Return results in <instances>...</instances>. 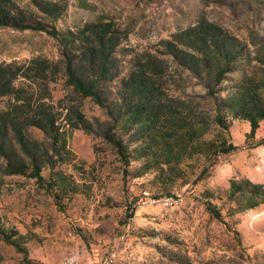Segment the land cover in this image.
Masks as SVG:
<instances>
[{"label": "rangeland", "instance_id": "374dc122", "mask_svg": "<svg viewBox=\"0 0 264 264\" xmlns=\"http://www.w3.org/2000/svg\"><path fill=\"white\" fill-rule=\"evenodd\" d=\"M11 1L34 27L43 22L58 34L0 26V69L24 67L11 87L0 83V120L14 121L0 135V221L26 249L0 237V264H63L71 253L105 264L112 251L115 264H264V199L246 196L250 184L264 186V121L250 137V123L231 106L247 77L264 102V0ZM92 24H112L117 42L101 86L108 106L83 96L68 72L72 65L78 76L96 74L73 35ZM211 28L216 43L191 37ZM138 61L151 70L153 99L175 106L189 135L239 146L186 157L169 195L155 169L145 172L142 124L119 109L122 80ZM29 149L46 182L32 176ZM16 159L30 170L12 173ZM58 173L70 177L67 194L57 190ZM233 181L246 190L231 195Z\"/></svg>", "mask_w": 264, "mask_h": 264}, {"label": "trees", "instance_id": "16d2710c", "mask_svg": "<svg viewBox=\"0 0 264 264\" xmlns=\"http://www.w3.org/2000/svg\"><path fill=\"white\" fill-rule=\"evenodd\" d=\"M28 19L24 11L18 9L11 0H0V26H14L21 29L35 28L57 36L58 33L54 28L53 31H50L43 22H38L39 25L34 27L30 21H27ZM112 27V24H92L73 34L76 40L79 41L81 56H84V59L92 65L96 73L94 77H85L84 74L78 76L74 73L72 65L68 67L70 81L80 90L83 96L93 97L102 106H108V103H110V100L103 96L101 86L102 80L111 69V66L108 65L110 61L109 51L117 44L115 41L116 37L111 33ZM213 33L216 34L217 31L211 28L206 29L204 33L202 32L197 36L191 35V37H197L202 45L208 46L209 38L216 43L215 37L211 35ZM147 64L140 61L136 62L128 76L122 80V99L119 100L121 105L119 109L131 118L129 120L130 124L136 120L137 123L142 124L140 131L146 133L144 135L148 139L146 140L148 145L142 150L144 157L147 159L144 164L145 172L155 169V181L173 188L177 181L183 178L184 169L181 167V163L186 157L192 154L218 157L221 154H227L238 149L239 146L232 143L229 144L224 137L220 140H206L202 136L197 138L189 135L191 124L180 116L178 109L171 103L162 102L161 99H153V96L156 95V90L151 88L150 78H152V73H150L151 70ZM23 69L24 67L16 65H11L5 69L1 68L0 83L3 82L5 84L2 87H11L12 78L22 74ZM223 75L224 73H219L217 78L220 79ZM245 81L242 85L239 99L237 101L234 100L231 106L236 118L250 123L251 131L249 136L254 137L260 128V123L264 121V102L262 99H258L256 81L248 77ZM217 122L222 129L229 130L230 124L226 118L218 115ZM9 123L14 124V121H8L5 117L2 118V121L0 120V135L3 140L8 136ZM35 125L43 128L39 121ZM51 125L52 127L55 126L53 121H51ZM16 129L22 146L29 147L23 126L16 125ZM114 142L124 152L123 141L114 140ZM1 150H5L4 143L1 145ZM29 151L31 152L32 165L34 166L31 173L32 176L40 183L46 182L37 153L33 154L32 149H29ZM123 154L125 155V153ZM149 162L150 165H148ZM10 167L12 173L25 174V172L30 170V167L17 159L11 162ZM53 170L55 169L52 167L51 174H54ZM54 175H52V179ZM55 182L58 192L67 194L66 186L71 183L70 177L64 173H58V179ZM250 185L252 189L246 196L251 199H253V196L264 199V186L259 184ZM167 186L165 191L169 189ZM72 188L75 190L77 187ZM246 188V184L233 181L231 183V195L236 196L237 193L245 191ZM166 192L167 195L171 194V191ZM60 193H58V196H60ZM258 203L256 201L254 204ZM209 208L216 218L223 221L222 214L215 205L210 203ZM17 234L18 231L9 230L0 221V237L9 243L15 244L20 250L25 251L26 249L22 246L20 240L14 238Z\"/></svg>", "mask_w": 264, "mask_h": 264}, {"label": "built area", "instance_id": "2783aa9c", "mask_svg": "<svg viewBox=\"0 0 264 264\" xmlns=\"http://www.w3.org/2000/svg\"><path fill=\"white\" fill-rule=\"evenodd\" d=\"M168 201H173V197L169 198ZM116 259L117 253L115 251H112L108 255L105 264H115ZM63 264H83V262L79 254L71 253L64 258Z\"/></svg>", "mask_w": 264, "mask_h": 264}, {"label": "crops", "instance_id": "0c3cea01", "mask_svg": "<svg viewBox=\"0 0 264 264\" xmlns=\"http://www.w3.org/2000/svg\"><path fill=\"white\" fill-rule=\"evenodd\" d=\"M83 264H84V261H83Z\"/></svg>", "mask_w": 264, "mask_h": 264}]
</instances>
